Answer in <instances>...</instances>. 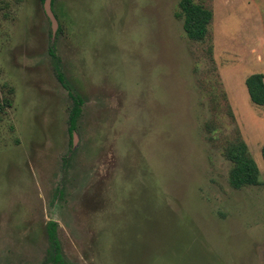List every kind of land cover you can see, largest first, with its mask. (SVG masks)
I'll use <instances>...</instances> for the list:
<instances>
[{"label": "rangeland", "instance_id": "1", "mask_svg": "<svg viewBox=\"0 0 264 264\" xmlns=\"http://www.w3.org/2000/svg\"><path fill=\"white\" fill-rule=\"evenodd\" d=\"M179 1L54 0L53 33L0 0V264H264V0H192L200 42ZM237 139L258 186H230Z\"/></svg>", "mask_w": 264, "mask_h": 264}, {"label": "trees", "instance_id": "2", "mask_svg": "<svg viewBox=\"0 0 264 264\" xmlns=\"http://www.w3.org/2000/svg\"><path fill=\"white\" fill-rule=\"evenodd\" d=\"M39 1L43 3L45 0ZM53 2L54 0H51V8ZM178 8L177 17L182 19V28L185 36L194 42L203 41L207 35L208 26L212 21V12L202 5L195 4L192 0H180ZM49 53L54 55L52 47ZM58 80L62 81L60 75H58ZM244 85L251 103L258 107H264V74L256 73L248 76L244 81ZM69 95L75 101L68 118V133L72 135L76 130L81 101L76 100L70 93ZM10 106L11 103L5 101L4 105L0 106V110ZM223 155L231 164L229 183L232 188L241 189L259 185V169L250 156L247 145L241 139L228 143L223 149ZM261 156L264 163V146L261 148ZM46 232L54 250L52 260H59L58 244L55 242L54 225L52 223L47 225Z\"/></svg>", "mask_w": 264, "mask_h": 264}, {"label": "water", "instance_id": "3", "mask_svg": "<svg viewBox=\"0 0 264 264\" xmlns=\"http://www.w3.org/2000/svg\"><path fill=\"white\" fill-rule=\"evenodd\" d=\"M43 8L46 16L51 22L53 33H55L57 30V21L51 8V0H45L43 2Z\"/></svg>", "mask_w": 264, "mask_h": 264}]
</instances>
